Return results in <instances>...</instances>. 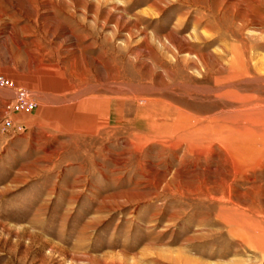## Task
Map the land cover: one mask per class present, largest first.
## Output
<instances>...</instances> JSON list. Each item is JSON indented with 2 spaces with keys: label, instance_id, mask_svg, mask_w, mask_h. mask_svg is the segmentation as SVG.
<instances>
[{
  "label": "rangeland",
  "instance_id": "rangeland-1",
  "mask_svg": "<svg viewBox=\"0 0 264 264\" xmlns=\"http://www.w3.org/2000/svg\"><path fill=\"white\" fill-rule=\"evenodd\" d=\"M0 78V264H264V0H0Z\"/></svg>",
  "mask_w": 264,
  "mask_h": 264
},
{
  "label": "built area",
  "instance_id": "built-area-1",
  "mask_svg": "<svg viewBox=\"0 0 264 264\" xmlns=\"http://www.w3.org/2000/svg\"><path fill=\"white\" fill-rule=\"evenodd\" d=\"M5 81H3L2 78H0V84H4ZM33 106H35V103L33 101H28V100H24L23 102H20L18 104H16V108H24L26 110L31 109ZM7 123L9 124V122L11 121L9 118L6 119Z\"/></svg>",
  "mask_w": 264,
  "mask_h": 264
},
{
  "label": "crops",
  "instance_id": "crops-1",
  "mask_svg": "<svg viewBox=\"0 0 264 264\" xmlns=\"http://www.w3.org/2000/svg\"><path fill=\"white\" fill-rule=\"evenodd\" d=\"M247 220L250 221L249 223H253V219L251 217L248 216V219Z\"/></svg>",
  "mask_w": 264,
  "mask_h": 264
}]
</instances>
